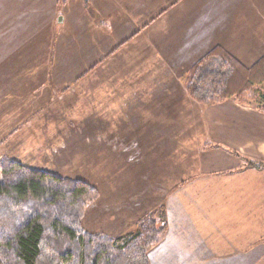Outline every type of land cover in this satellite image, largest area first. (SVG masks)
Returning a JSON list of instances; mask_svg holds the SVG:
<instances>
[{
    "label": "crops",
    "instance_id": "0c3cea01",
    "mask_svg": "<svg viewBox=\"0 0 264 264\" xmlns=\"http://www.w3.org/2000/svg\"><path fill=\"white\" fill-rule=\"evenodd\" d=\"M180 3L185 7L177 11ZM182 15L206 18L207 25L215 27L207 36L202 31L192 36L193 42L199 39L195 43L199 49L221 46L247 67L264 56V0H0V149L3 144L9 145L0 156L62 176L29 163L33 96L37 106L43 105L37 93L49 90L57 96L56 111L71 114L72 121L66 122V127L91 131L97 128V121L91 120L94 117L83 121L87 125L75 121L80 106H84L80 85L87 83L90 89L85 106L93 116L109 111L106 106L112 99L119 104L126 102L124 97L134 96V91L123 96L115 88L111 99L104 95L102 99L95 90L94 73L76 70L82 63L79 54L63 49L82 48L79 32L83 30L89 36L83 35L80 40L93 50L92 59L84 64L106 62L116 54L130 61L139 53V73L143 63L154 72L169 63L164 56L174 45L176 27L172 18ZM164 16L169 18L167 26L162 24ZM64 27L65 31L72 30L65 39L60 35ZM107 27L122 34L118 44L107 42ZM151 27L150 34L158 36L155 42L138 45L139 36ZM159 33L166 34L162 37L166 40L159 38ZM203 38L207 43L201 46ZM116 48L119 50L114 53ZM193 48L196 51L197 47ZM142 49H147L143 62ZM111 52L114 54L108 57ZM174 103L171 98L160 106L170 113ZM189 108L196 109L197 115L184 117L183 179L166 189L162 197L167 229L148 252L149 263L264 264V111L233 99ZM250 161L262 165L249 166Z\"/></svg>",
    "mask_w": 264,
    "mask_h": 264
},
{
    "label": "rangeland",
    "instance_id": "374dc122",
    "mask_svg": "<svg viewBox=\"0 0 264 264\" xmlns=\"http://www.w3.org/2000/svg\"><path fill=\"white\" fill-rule=\"evenodd\" d=\"M184 7L183 3L177 4L176 10L179 11ZM62 16L63 12L59 14V18ZM162 19L164 20L162 24L167 26L169 18L164 16ZM172 19L175 21L173 26L176 27L174 45L169 51L170 54L164 56V60L169 63L161 64L159 70L154 72L148 71L147 69L150 68L143 63L144 68L139 73V53L135 55L137 57L132 56L130 61L117 54L114 58H108L119 49L114 53L111 52L106 62L102 60V63L95 65L84 64L85 61L92 59L90 55L91 53L93 55V50L86 47L85 40H80V37L84 38L83 35L89 36V33L83 30L79 32L82 48L78 47L74 50L71 47L70 50L63 46L64 51L79 54L82 63L76 66L78 67L76 70L80 69L81 73L85 71L94 73L92 78L95 76L97 87L95 90L97 94H102V99L103 95L106 99H111V90L115 88L119 89L123 96L134 91V96L124 97L126 102L121 101L117 104L119 100L112 99L113 102L106 106L109 111H100L93 116L85 106L89 100L90 89L87 83L80 85L78 92L84 106H80L81 112L76 113L75 121L80 120V124L87 125L89 124L87 120L91 116L94 117L91 120L97 121V128L92 131L66 127L65 123L72 121L71 114L56 111L59 107L57 96L51 95L49 90L46 92L41 90L37 93L38 100L40 99L43 105L37 106L35 104L37 98L33 96L32 139L31 145L27 144V148H31L29 163L65 177L82 179L98 188L99 196L88 204L82 219L84 228L91 233L107 232L111 237H117L134 231L138 220L144 214L162 207L161 201L166 194L165 190L183 179L184 117L186 115L196 117V109L189 107L201 104L189 95L185 77L194 63L211 50H208L209 45L199 49V44H195L199 43V39L193 42L192 36L200 31L207 36L215 27L207 25V19L199 16L182 15ZM214 19L217 20L219 17ZM57 23L61 22L57 20ZM65 29L66 27L60 31L63 39L72 32ZM107 29L109 45L118 44L117 41L122 39V34L113 33L108 27ZM153 29V27L149 28V35L142 33L136 43L140 46L154 43L153 40L158 36L156 33L150 34V30ZM77 34L76 31L74 37ZM159 36L163 41L166 40L162 38L166 37V34L159 33ZM64 43L66 45L68 41ZM75 43L76 46L79 45L78 42ZM200 43L203 46L207 43V38L200 40ZM193 47H197L196 51ZM141 51L144 52L143 62L146 61L144 58H147V49ZM84 80L86 81V78ZM261 89L264 92L263 86ZM141 90L144 91L142 119L139 118ZM43 93L47 96H43ZM171 98L175 100L174 111L165 112L160 105L164 106ZM249 102L256 107L260 104L255 100ZM5 147L9 145L3 144L0 151H7ZM2 157L10 159L6 155L0 156V159Z\"/></svg>",
    "mask_w": 264,
    "mask_h": 264
},
{
    "label": "trees",
    "instance_id": "16d2710c",
    "mask_svg": "<svg viewBox=\"0 0 264 264\" xmlns=\"http://www.w3.org/2000/svg\"><path fill=\"white\" fill-rule=\"evenodd\" d=\"M185 85L205 106L255 100L264 111V56L247 67L215 46L187 71ZM98 196V188L87 181L2 157L0 264H150L148 252L167 229L164 206L142 216L134 231L111 237L91 233L82 224L88 204Z\"/></svg>",
    "mask_w": 264,
    "mask_h": 264
},
{
    "label": "water",
    "instance_id": "95a60500",
    "mask_svg": "<svg viewBox=\"0 0 264 264\" xmlns=\"http://www.w3.org/2000/svg\"><path fill=\"white\" fill-rule=\"evenodd\" d=\"M58 20L61 22L62 18H59Z\"/></svg>",
    "mask_w": 264,
    "mask_h": 264
}]
</instances>
